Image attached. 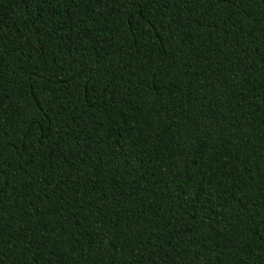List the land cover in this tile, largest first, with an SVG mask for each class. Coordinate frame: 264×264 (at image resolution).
I'll use <instances>...</instances> for the list:
<instances>
[{
  "label": "trees",
  "instance_id": "16d2710c",
  "mask_svg": "<svg viewBox=\"0 0 264 264\" xmlns=\"http://www.w3.org/2000/svg\"><path fill=\"white\" fill-rule=\"evenodd\" d=\"M264 264V0H0V264Z\"/></svg>",
  "mask_w": 264,
  "mask_h": 264
},
{
  "label": "snow or ice",
  "instance_id": "6c2138e0",
  "mask_svg": "<svg viewBox=\"0 0 264 264\" xmlns=\"http://www.w3.org/2000/svg\"><path fill=\"white\" fill-rule=\"evenodd\" d=\"M57 264H62V260L58 259L57 260ZM200 264H205V262L203 260L200 261Z\"/></svg>",
  "mask_w": 264,
  "mask_h": 264
}]
</instances>
